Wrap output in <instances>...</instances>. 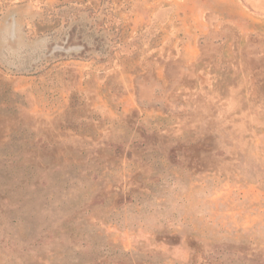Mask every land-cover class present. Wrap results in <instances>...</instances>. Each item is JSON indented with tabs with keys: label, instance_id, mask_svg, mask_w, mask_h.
I'll return each instance as SVG.
<instances>
[{
	"label": "rangeland",
	"instance_id": "1",
	"mask_svg": "<svg viewBox=\"0 0 264 264\" xmlns=\"http://www.w3.org/2000/svg\"><path fill=\"white\" fill-rule=\"evenodd\" d=\"M182 14L0 0V264H264V33Z\"/></svg>",
	"mask_w": 264,
	"mask_h": 264
},
{
	"label": "crops",
	"instance_id": "2",
	"mask_svg": "<svg viewBox=\"0 0 264 264\" xmlns=\"http://www.w3.org/2000/svg\"><path fill=\"white\" fill-rule=\"evenodd\" d=\"M172 3L177 12L183 13L182 28L194 33L188 41L194 40L196 46L201 35L228 23L237 25L242 32L264 33V0H172ZM206 15L212 18L208 20Z\"/></svg>",
	"mask_w": 264,
	"mask_h": 264
}]
</instances>
